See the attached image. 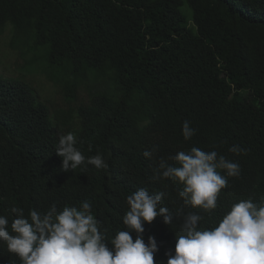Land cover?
<instances>
[{"label": "trees", "instance_id": "16d2710c", "mask_svg": "<svg viewBox=\"0 0 264 264\" xmlns=\"http://www.w3.org/2000/svg\"><path fill=\"white\" fill-rule=\"evenodd\" d=\"M8 35L47 62L70 104L53 109L26 76L0 72V215L10 222L14 206L27 216L88 201L108 242L138 189L165 192L169 211L180 206L178 186L152 177L162 158L193 146L240 165L202 228L233 203L264 200V0H0V39ZM185 120L195 130L187 141ZM70 132L107 168L63 172L55 148ZM180 223L144 225L156 264H167ZM0 264L20 261L0 246Z\"/></svg>", "mask_w": 264, "mask_h": 264}, {"label": "clouds", "instance_id": "9594fccd", "mask_svg": "<svg viewBox=\"0 0 264 264\" xmlns=\"http://www.w3.org/2000/svg\"><path fill=\"white\" fill-rule=\"evenodd\" d=\"M182 135L185 141L195 135L187 120L183 122ZM76 145L77 138L71 132L59 137L55 152L62 159L63 172L78 168L83 171L88 166L107 168L102 155L86 158ZM156 151L153 147L143 156L151 160ZM229 151L240 154L244 150L233 146ZM239 175L237 162L215 150L193 146L189 152L162 158L152 177L178 186L180 206L174 212L161 205L165 192L138 189L126 197L124 230L106 242V230H101V222L92 214L88 201L79 207L65 205L62 210L53 204L44 213L32 209L27 216L22 208L14 206L10 209L11 222L0 215V246H6L20 264H156L157 242L150 236L145 243L142 234L146 223L161 217L169 226L174 225V219L181 221L175 233L174 252L166 253L167 264H264V200H240L231 205L216 226H200L204 219L201 213L211 214L217 208L221 190L228 186V178Z\"/></svg>", "mask_w": 264, "mask_h": 264}, {"label": "rangeland", "instance_id": "374dc122", "mask_svg": "<svg viewBox=\"0 0 264 264\" xmlns=\"http://www.w3.org/2000/svg\"><path fill=\"white\" fill-rule=\"evenodd\" d=\"M7 36V35H6ZM10 35L0 39V72L5 75H24L35 86L53 109L68 110L70 104L66 101L62 88L52 82L47 72L48 64L41 56L25 51L11 44ZM36 61L33 63V60ZM86 99V92L79 93V100Z\"/></svg>", "mask_w": 264, "mask_h": 264}]
</instances>
